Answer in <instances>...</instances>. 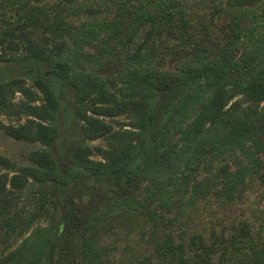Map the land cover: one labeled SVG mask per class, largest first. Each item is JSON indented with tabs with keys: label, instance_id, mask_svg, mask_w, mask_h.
I'll use <instances>...</instances> for the list:
<instances>
[{
	"label": "rangeland",
	"instance_id": "obj_1",
	"mask_svg": "<svg viewBox=\"0 0 264 264\" xmlns=\"http://www.w3.org/2000/svg\"><path fill=\"white\" fill-rule=\"evenodd\" d=\"M30 5L42 9L48 21L32 32L48 60L39 67L0 63V200L5 205L0 222H12L0 229V264L23 240L48 234L54 236V264L143 259L173 264L155 251L166 236L191 243L190 264H264V98H253L245 88L258 79L264 83V0H32ZM167 10L174 21L184 13L200 51L191 44L182 50L164 34L150 39L142 62L129 64L122 46L135 14ZM233 23L239 26L235 38ZM91 25L96 37L86 32ZM11 50L0 47V54L5 51L9 59ZM195 58L221 62L226 71L217 81L200 77L192 96L185 88L170 103L175 106L168 122L169 156L159 157L156 170L125 186L68 179L53 215L49 202L36 194L49 168L45 161L56 170L74 169L83 157L100 159L99 153L120 138L145 148L149 131L141 136L140 125L147 118L137 103L155 107L163 99L151 85L145 89L144 74L132 69L181 73ZM62 60L72 70L63 72ZM44 85L53 99H46ZM201 103L212 109L215 103L217 109L205 132L214 148L186 177L181 171L192 147L181 141L180 129ZM39 125L48 129L42 136ZM92 127L104 135L88 137ZM137 160L141 164L144 157ZM69 201L83 215L79 226L65 212Z\"/></svg>",
	"mask_w": 264,
	"mask_h": 264
},
{
	"label": "trees",
	"instance_id": "obj_2",
	"mask_svg": "<svg viewBox=\"0 0 264 264\" xmlns=\"http://www.w3.org/2000/svg\"><path fill=\"white\" fill-rule=\"evenodd\" d=\"M31 1L32 0H0V47L5 49V46H8V49L10 48L12 50L20 47V51L11 50L8 53L9 59H6L5 51H3L0 54V63H5L7 61L9 63L19 64L22 67L28 65L39 67L48 60L47 52L32 38V32L48 21H44V15H40L42 9L30 5ZM54 20L55 19H53L52 22H54ZM135 20L137 21L133 28L125 35L122 46L124 59L131 65L137 66L143 61V51L148 47L150 39L154 37L157 38L164 34L169 35L172 39L174 38L179 48L182 50H186V48L189 49V44H191L193 51H200L194 40L195 35L190 32L191 26L186 21L182 11H179L178 14L175 15V21L173 20V15L168 10L167 12L160 13V15L139 11L135 14ZM232 25L231 36L235 38L239 26L238 23H233ZM86 32L89 36H97L93 25L89 26ZM19 38H24V40L21 41ZM198 55L202 56L201 53ZM217 62L218 61H213L212 64H207L206 61H202L201 58H195L192 62L184 63L181 73H151V70L134 67L135 69L133 68L132 70L135 72L140 71L144 74L141 79V83L143 81L141 85L144 86L145 89L151 85L157 90L159 94L158 97L163 99V101L160 100L155 107H150L145 103H137V105L142 108L147 118L146 125L143 127L141 124L140 126L142 131H144L141 133V136L147 134V130L149 131L147 134L149 135V145H146L144 148L140 142L139 146H135L128 141V138H120L116 140L113 145L109 143L110 150L101 151V153H99L100 159L97 161H91L83 157L78 163L76 162V167L74 169H64L62 171L56 170V168L52 167L51 162L45 161L49 168L45 170L43 181H38L43 184L36 185V194L44 199V203L47 201L49 202L47 206L48 208H53L52 214H57V208H61L60 199L64 190V185H66L68 179L73 182L87 179L98 184L109 183L111 185L125 186L136 180L138 176L143 179L148 170H156L159 157L169 156L168 153L170 152V147L166 143V139L168 137V122L173 116V107L175 106H172L171 109L169 107L170 103L173 102L179 94H183L185 88L187 96L193 95L195 90L201 86L200 77L207 78L213 76L217 81L221 76L220 74L226 71L223 70L222 63L219 62V64H217ZM65 65L62 67L63 72H65L66 68L72 70L68 63ZM230 69L236 70L235 67ZM76 76L77 75L74 74L72 77ZM259 81H261V79L245 87L247 90H250L253 98L257 100L264 98V83L263 81ZM66 84L67 86H71L72 81H69V83L66 82ZM46 86L47 85H44L45 90H42L46 99L47 97L53 99L51 89ZM214 104L215 103L212 105V109L209 107L210 103H206L205 105L201 103L200 109L194 119L189 125L180 129L181 132L179 137L181 141L188 143L192 147L191 154L185 161L181 171L183 176H190L191 172L196 171L199 164H201L202 158L205 157V154L210 152V149L214 148L211 144V137L209 138L205 135L207 131L206 127H208L206 125L211 120L212 111L215 113L217 111ZM35 110L36 109H32V111ZM33 114L38 117L36 113L33 112ZM88 123L93 122L92 120H88ZM39 128L40 132L37 133L38 135L42 136L43 132L46 133L48 131V129L42 125H39ZM85 134L90 138H97L100 135H104L98 133L97 127H92V129L86 131ZM140 155L144 157V162L141 164L137 162ZM11 184V186H16L15 181ZM65 206V212L70 216H74V224H78V226L81 225L83 223V215L80 214L81 212H79L77 207L73 206L71 201L65 202ZM4 207L5 205L0 200V209L3 210ZM46 209L44 207L42 208V210ZM4 220L5 219L0 222V229L7 228V226H10L9 224H12V222L7 223ZM53 240L54 236L51 234H48L47 239L37 238L33 240L27 238L23 240L16 250L6 255L2 264H54V253L51 246ZM186 245L184 241L174 242L170 236H166L155 248V251L157 257L163 262L190 264V257L187 255L186 250L191 248V243L187 242ZM84 257H88L87 252L84 253ZM198 259L205 262V258L203 260L198 256ZM137 264L151 263L143 259ZM195 264L199 263L196 262Z\"/></svg>",
	"mask_w": 264,
	"mask_h": 264
}]
</instances>
